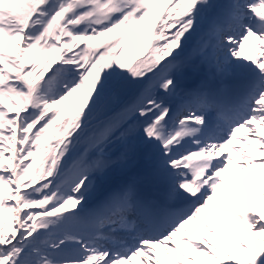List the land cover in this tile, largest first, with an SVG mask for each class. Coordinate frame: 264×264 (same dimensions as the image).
I'll list each match as a JSON object with an SVG mask.
<instances>
[{"label": "snow or ice", "instance_id": "6c2138e0", "mask_svg": "<svg viewBox=\"0 0 264 264\" xmlns=\"http://www.w3.org/2000/svg\"><path fill=\"white\" fill-rule=\"evenodd\" d=\"M0 264H264V0H0Z\"/></svg>", "mask_w": 264, "mask_h": 264}, {"label": "bare ground", "instance_id": "6f19581e", "mask_svg": "<svg viewBox=\"0 0 264 264\" xmlns=\"http://www.w3.org/2000/svg\"><path fill=\"white\" fill-rule=\"evenodd\" d=\"M71 103H72V102H70L69 105L67 106V107H68V110H70V104H71Z\"/></svg>", "mask_w": 264, "mask_h": 264}]
</instances>
